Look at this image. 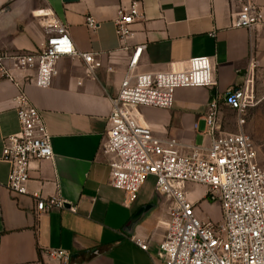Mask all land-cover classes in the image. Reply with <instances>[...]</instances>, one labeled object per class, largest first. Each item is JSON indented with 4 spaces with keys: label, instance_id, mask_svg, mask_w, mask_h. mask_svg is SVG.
<instances>
[{
    "label": "crops",
    "instance_id": "1",
    "mask_svg": "<svg viewBox=\"0 0 264 264\" xmlns=\"http://www.w3.org/2000/svg\"><path fill=\"white\" fill-rule=\"evenodd\" d=\"M134 1L140 3L141 16L123 45L115 19L121 7ZM248 2L264 9V0H0V52L38 49L46 38L41 14L52 11L68 25L77 49L93 52L102 63L94 75H88L82 59L62 57L47 88L16 72L46 122L54 151L53 160L33 164L28 191L60 196L65 207L37 214L31 195H17L7 188L10 167L0 160V264L32 263L46 248L69 251L72 264L156 260L170 217L169 203L160 194L157 199L146 196L142 187L137 199L125 205V192L110 184L111 158L101 143L111 98L130 56L135 57L141 45L145 47L135 73L182 69L188 59L207 56L215 65L214 89L178 88L171 108L139 107V117L159 138L198 145L205 131L199 130L200 124L216 102L221 132H237V112L224 102L227 91L250 79L258 103L264 99V24L252 29L232 26L234 16ZM89 15L98 23L95 29L86 25ZM17 94L15 83L0 78V158L3 137L19 130ZM247 114L244 130L256 144L252 137L259 134L256 117ZM133 236L148 241V250L137 246Z\"/></svg>",
    "mask_w": 264,
    "mask_h": 264
},
{
    "label": "built area",
    "instance_id": "2",
    "mask_svg": "<svg viewBox=\"0 0 264 264\" xmlns=\"http://www.w3.org/2000/svg\"><path fill=\"white\" fill-rule=\"evenodd\" d=\"M41 16L46 38L38 49L0 52V78L18 87L15 108L19 121V130L2 139L0 160L10 167L7 188L17 195H31L37 214L63 209L65 201L60 196L45 197L39 191H28L33 164L53 160L54 151L46 122L16 72L35 86L47 88L62 57L82 59L88 75H94L102 64L93 52L77 49L68 25L52 11ZM140 16L138 1L118 10L115 28L121 44L131 37V26ZM97 24L93 16H87V27L95 29ZM262 24L264 9L248 2L234 16L232 26L252 29ZM144 47L138 48L135 57L130 56L126 74L111 98L112 109L101 149L111 158L110 184L125 192V205L137 199L151 175L156 178L155 191L168 200L170 217L152 264H264V167L258 147L244 130L248 109L258 103L252 82L246 79L224 97V102L237 112V132H221L217 104L212 102L203 133L207 143L185 145L173 137L162 139L139 117L138 108L169 109L178 88L214 89L215 65L209 57L199 56L188 59L182 69L135 73ZM189 184L203 186V198L219 204V220L199 216V199L188 198ZM131 240L148 250V241L134 236ZM29 264H72V255L62 248H46L39 259Z\"/></svg>",
    "mask_w": 264,
    "mask_h": 264
},
{
    "label": "rangeland",
    "instance_id": "3",
    "mask_svg": "<svg viewBox=\"0 0 264 264\" xmlns=\"http://www.w3.org/2000/svg\"><path fill=\"white\" fill-rule=\"evenodd\" d=\"M258 96L256 94L255 96V100L258 101ZM255 110V112L253 113L254 115H251L252 111ZM249 112V118L250 116H255V122H257L258 124V132L259 134H255L252 137L254 138L258 150H259V155H260V163L261 165L264 167V99L250 107L248 109ZM248 115V114H247ZM247 116H245L246 118ZM206 129V121H203L200 124L199 130L200 131H204ZM207 141V137L204 135H200V137L198 138V142L197 144H205ZM155 183H156V178L154 176H149L146 179L145 184L143 185V193L148 196V197H152L153 195L156 196V194L158 195V193H156L155 191ZM187 193H188V198L192 201H196L197 199H199V210H198V214L201 218H210L211 220H213L214 222L220 219L221 216V211H220V206L218 203H210L207 199L203 198L204 195V191L205 188L203 186L200 185H195V184H189L186 187ZM157 199V196H156Z\"/></svg>",
    "mask_w": 264,
    "mask_h": 264
}]
</instances>
